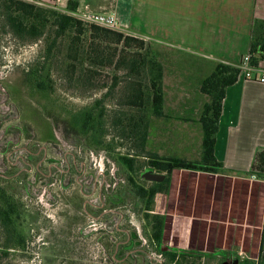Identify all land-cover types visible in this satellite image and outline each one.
<instances>
[{
	"label": "rangeland",
	"instance_id": "1",
	"mask_svg": "<svg viewBox=\"0 0 264 264\" xmlns=\"http://www.w3.org/2000/svg\"><path fill=\"white\" fill-rule=\"evenodd\" d=\"M20 1L66 11L56 4ZM121 33L144 43V49H130L128 56L146 53L162 66L163 117L144 112L149 122L142 150L129 134L127 118L135 112L125 103L133 84L148 83L147 71L128 74L113 66H91L83 56V43L69 57L67 40L43 58L46 33L38 41L18 40L0 16V186L15 174L19 182L30 184L31 193L23 199L20 183L11 181L5 186L22 205L16 224L25 248L9 249L5 255L6 231L0 226V264H114V247L124 244L125 237L143 249V239L147 243L144 233L151 231V225L144 220L143 204L126 187L117 156L141 151L139 172L147 169L150 154L200 159L199 117L209 102L200 84L211 70L205 67L203 74L196 72L186 63L194 56ZM36 69L46 91L35 90L26 79L25 74ZM114 78L116 85L104 101V142L114 148L107 153L93 149L94 143L74 127L73 118L81 119L84 108L100 98L106 91L103 86L113 84ZM117 119L120 123L115 125ZM263 197L264 184L249 181L248 173L174 170L167 193L155 197L149 217L156 233L164 221L166 236L172 234L174 224L173 237L162 238L161 245L177 254L228 251L240 260L259 264ZM157 258L147 262L139 258L133 264H151ZM116 260L120 264L122 254Z\"/></svg>",
	"mask_w": 264,
	"mask_h": 264
},
{
	"label": "trees",
	"instance_id": "2",
	"mask_svg": "<svg viewBox=\"0 0 264 264\" xmlns=\"http://www.w3.org/2000/svg\"><path fill=\"white\" fill-rule=\"evenodd\" d=\"M37 5V4H36ZM51 5V4H50ZM76 7L69 3L65 12L52 9H43L33 4L16 0H0V16L5 21V26L18 40L25 41L30 38L32 41L40 40L47 34V45L43 53V58L47 57L59 42L67 40L68 55L71 57L77 50L79 43H83V56L91 66L114 67L124 70L128 74L139 73L142 69L148 72V83L144 86L140 82L130 87L126 96V105L134 110L135 113L127 118L129 134L138 141V146L142 150L147 143V128L149 120L146 113L155 118L163 117L164 95L162 91V66L156 57L144 54L128 56L130 49L142 50L144 43L131 36H124L121 32L107 30L95 25L85 24L73 16ZM84 38L83 40L81 38ZM83 41V42H82ZM110 45H115L111 48ZM117 46H121L118 49ZM147 52V51H146ZM253 66H260L264 62V20H254L251 31V43L248 50ZM74 55V54H73ZM126 55V56H125ZM141 57L138 62L137 57ZM74 57V56H73ZM128 59V61H126ZM240 75L237 66L218 63L212 73L204 78L200 84V92L209 97V102L204 104L199 117L202 130L201 156L197 161L185 160L178 157L159 158L156 154H150L147 169L164 176L161 182H149L142 178L144 172H139L137 158L142 154L141 151L134 152L132 155H119L116 158L125 174L126 187L132 195L143 204L145 211L144 220L151 225V231L145 232L147 244L143 249L136 248L133 239L125 237V243L121 248L114 247L112 262L116 264V256H123L120 264L125 262L138 261L139 258L145 259L146 254L153 251L162 264H189L188 253L177 254L171 249L161 245L162 233L154 230V220L150 219L149 213L152 211L155 197L159 194H166L170 183V176L174 170H190L204 173L215 174L222 169L214 155L216 134L221 113V105L225 95V89L234 84ZM35 90L46 91L44 83L40 80V70L27 72L25 74ZM117 78L113 84L103 86L105 93L94 100L90 106L84 108L85 113L82 118H73V125L78 128L82 135L91 139L94 148L101 149L110 153L114 151L110 143L104 142L105 124L104 118L106 108L104 101L111 95ZM142 113V114H141ZM119 119L114 121L117 125ZM92 148V147H91ZM34 155L28 156L30 158ZM38 170V169H36ZM256 173L260 178H264V150L256 152L248 174ZM38 175V174H37ZM11 179H6L0 186V226L6 231V238L2 246L4 254L12 248L23 250L25 239L19 234L16 221L21 217L22 205L12 192L8 191L6 185H11V181L20 183L23 199L31 196L30 184L24 181L19 182L15 174ZM149 183L146 187L143 183ZM31 183V182H30ZM20 188V187H19ZM22 199V201H23ZM109 200V199H108ZM118 203L122 200L115 198ZM25 201V200H24ZM23 201V203H24ZM119 248V250H118ZM261 256L259 264H264V241H261ZM120 252V253H118ZM117 254V255H116ZM253 264L252 262H248Z\"/></svg>",
	"mask_w": 264,
	"mask_h": 264
},
{
	"label": "crops",
	"instance_id": "3",
	"mask_svg": "<svg viewBox=\"0 0 264 264\" xmlns=\"http://www.w3.org/2000/svg\"><path fill=\"white\" fill-rule=\"evenodd\" d=\"M32 1L63 10L71 2L75 12L112 13L123 32L194 56L186 63L202 74L205 67L212 73L218 63L238 66L248 54L254 20H264V0ZM259 150H264V87L240 74L225 89L214 155L222 164L220 171L239 175L248 173ZM158 228L162 238L173 237L174 224L169 236L164 221Z\"/></svg>",
	"mask_w": 264,
	"mask_h": 264
},
{
	"label": "built area",
	"instance_id": "4",
	"mask_svg": "<svg viewBox=\"0 0 264 264\" xmlns=\"http://www.w3.org/2000/svg\"><path fill=\"white\" fill-rule=\"evenodd\" d=\"M73 16L85 24L95 25L111 31L123 32L120 28V23L117 17L112 13L84 11L75 12L73 13ZM237 67L240 70V74L243 75L246 80L255 81L264 87V68H261L260 66H253L251 64V57L249 54H246L242 58L240 64ZM249 181L253 183L264 184V180H262V178H260L256 173H252L249 175ZM259 230L261 235V241H264V197ZM143 243L146 244V241L144 239Z\"/></svg>",
	"mask_w": 264,
	"mask_h": 264
},
{
	"label": "flooded vegetation",
	"instance_id": "5",
	"mask_svg": "<svg viewBox=\"0 0 264 264\" xmlns=\"http://www.w3.org/2000/svg\"><path fill=\"white\" fill-rule=\"evenodd\" d=\"M149 250L150 253L146 254L148 260H150L153 256L157 257V255L153 251H151V249ZM187 255H188L189 264H249L244 260L238 259L236 256H234L228 251H223V252L221 251L216 254L214 252L188 253ZM151 264H162V263L158 259L157 261L153 260Z\"/></svg>",
	"mask_w": 264,
	"mask_h": 264
},
{
	"label": "water",
	"instance_id": "6",
	"mask_svg": "<svg viewBox=\"0 0 264 264\" xmlns=\"http://www.w3.org/2000/svg\"><path fill=\"white\" fill-rule=\"evenodd\" d=\"M142 178L149 182H161L164 179V176L154 174L148 169L142 174Z\"/></svg>",
	"mask_w": 264,
	"mask_h": 264
}]
</instances>
